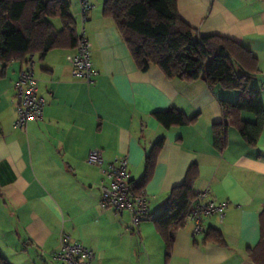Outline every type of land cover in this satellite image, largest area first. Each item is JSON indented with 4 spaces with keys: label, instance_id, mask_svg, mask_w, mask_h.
Wrapping results in <instances>:
<instances>
[{
    "label": "crops",
    "instance_id": "obj_1",
    "mask_svg": "<svg viewBox=\"0 0 264 264\" xmlns=\"http://www.w3.org/2000/svg\"><path fill=\"white\" fill-rule=\"evenodd\" d=\"M69 1L77 31L83 27L90 44L93 83L71 76L66 56L75 47L27 56L46 105L40 120L17 129L12 85L27 63H0L1 255L9 264H62L52 254L64 233L94 252V264H254L247 248L264 226V126L256 144H248L222 112L221 100L235 102L236 90L170 78L156 65L141 70L113 20L102 15L104 0H87L92 8L84 23L80 0ZM177 11L199 35L227 37L251 52L258 71L249 84L264 107V0H177ZM170 108L192 121L164 127L154 112ZM240 115L249 120L248 112ZM221 122L227 128L219 149L213 124ZM160 138L143 186L152 215L192 164L193 192L208 189L217 202H229L223 219L206 218L201 233L188 220L173 229L169 251L151 219L135 230L128 214L99 206L103 175L87 162L92 149L101 150L105 166L125 155L139 182ZM209 228L221 232L225 245L204 242Z\"/></svg>",
    "mask_w": 264,
    "mask_h": 264
},
{
    "label": "trees",
    "instance_id": "obj_2",
    "mask_svg": "<svg viewBox=\"0 0 264 264\" xmlns=\"http://www.w3.org/2000/svg\"><path fill=\"white\" fill-rule=\"evenodd\" d=\"M102 15L113 20L141 70L156 65L170 78H202L210 87L236 90L235 102L221 100L223 115L231 119L248 144H256L264 126V107L258 91L249 84L258 71L250 51L227 37L199 35L179 17L177 0H104ZM55 19L59 21L58 28ZM77 35L69 0H0V63L4 68L13 60L25 64L32 54L44 56L52 49H72ZM242 112L252 114L254 120L242 119ZM154 116L166 128L192 121L175 108L156 111ZM226 128L225 122L213 124L214 143L219 149L224 147ZM163 142V138L158 139L150 149L145 173L136 182L139 191L144 190ZM197 176V166L192 164L183 182L171 189L162 209L153 215L149 212L146 218L152 220L168 251L172 230L183 226L185 209L196 196L193 183ZM262 234L254 247L247 248L254 264H264ZM204 242L225 245L221 232L215 228L206 230ZM0 264H9L1 253Z\"/></svg>",
    "mask_w": 264,
    "mask_h": 264
},
{
    "label": "built area",
    "instance_id": "obj_3",
    "mask_svg": "<svg viewBox=\"0 0 264 264\" xmlns=\"http://www.w3.org/2000/svg\"><path fill=\"white\" fill-rule=\"evenodd\" d=\"M80 2V16L84 23L92 5L87 0ZM90 53V44L82 27L78 31L74 53L66 56L73 78L93 83L97 71L93 67ZM26 65L12 85V100L16 104L14 128L17 129L24 128L29 121L40 120L46 105L45 99L39 95V84L32 70L31 61L29 60ZM87 162L100 167L103 175L99 182V206L103 210H112L117 215L128 214L131 227L137 230L141 221L149 214V204L144 190L139 191L136 182L130 176L127 156L117 157L105 166L101 150L92 149L89 151ZM228 205V201L217 202L210 196V191L205 189L198 192L189 202L184 218L192 222L193 233L198 234L203 232L206 218L217 216L222 220ZM59 240V249L52 254L54 260L62 264H94V252L89 247L73 241L64 233L60 234Z\"/></svg>",
    "mask_w": 264,
    "mask_h": 264
},
{
    "label": "rangeland",
    "instance_id": "obj_4",
    "mask_svg": "<svg viewBox=\"0 0 264 264\" xmlns=\"http://www.w3.org/2000/svg\"><path fill=\"white\" fill-rule=\"evenodd\" d=\"M54 21V23H55V25H56V27L58 28V27H60V24H59V21L58 20H53ZM79 31V30H78ZM250 116H252V115H250V113H249V115L246 117L247 119H249V121H250ZM246 120V119H245Z\"/></svg>",
    "mask_w": 264,
    "mask_h": 264
}]
</instances>
